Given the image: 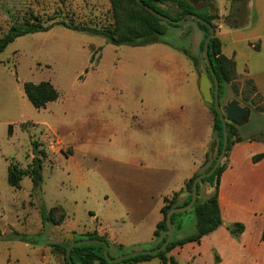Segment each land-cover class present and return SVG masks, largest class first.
<instances>
[{"label":"rangeland","instance_id":"374dc122","mask_svg":"<svg viewBox=\"0 0 264 264\" xmlns=\"http://www.w3.org/2000/svg\"><path fill=\"white\" fill-rule=\"evenodd\" d=\"M224 1L216 3L223 6ZM230 4L228 0L226 9ZM33 18L45 24H114L109 0H0V36L11 25ZM166 25L162 41L116 45L105 36L55 24L17 36L0 52V264H63L50 246L62 239L60 231L42 215L43 208L57 204L68 215L64 228L98 229L116 241L152 235L150 227L162 214L160 200L148 198L147 164H163L174 156L187 159L192 153L198 162L213 131L209 106L198 90L200 68L182 51L201 55V30L192 18L181 26ZM245 78L235 81L240 89ZM44 80L59 96L37 108L23 83ZM231 99L247 104L228 85L221 103ZM250 111L237 124L239 132L262 135L248 140L264 145V113L253 107ZM9 124L14 125L12 134ZM152 134L161 140L160 158L149 148ZM56 140L63 152L48 148ZM34 142L47 153L39 193H33L29 175L23 176L20 188L7 180L9 162L25 167L37 149ZM177 218L181 235L196 231L193 208ZM14 232L24 238H13ZM136 264L164 263L154 257ZM179 264L197 263L180 258Z\"/></svg>","mask_w":264,"mask_h":264},{"label":"trees","instance_id":"16d2710c","mask_svg":"<svg viewBox=\"0 0 264 264\" xmlns=\"http://www.w3.org/2000/svg\"><path fill=\"white\" fill-rule=\"evenodd\" d=\"M113 12L114 24L108 26H88L75 24L72 21L60 20L45 24L38 18L25 20L11 25L8 30L0 36V52H2L7 45L13 41L17 36L26 33H33L37 31H45L53 27L55 24H62L65 27L88 32L91 34H98L105 36L111 43L116 45L129 44V45H143L162 41L160 35L164 34L167 29L166 23L174 26H181L189 18H192L199 29L202 31V38L199 43L201 55H193L187 49H182L186 53L194 65L199 68L201 59L203 58V47L210 28L203 22L197 20L194 15H199L206 21L210 22L215 28V35L209 43V57L214 69V73L219 81V96L220 101L223 103L222 98L231 85V89L246 101L249 109L253 107L256 111L264 113V95L258 91V88L252 77L246 76L242 89L236 84V79L239 76L236 71V61L232 57L226 56L222 52V42L217 34L218 21H222L230 28L245 27L249 23V9L248 0H230V9L227 14L220 16L216 0H109ZM198 3H200L198 5ZM203 3V4H202ZM145 4L151 6L163 15H166L174 20L184 17L186 14L191 13V17L187 18L182 23H176L163 19L162 17L154 14L145 7ZM258 44L254 47L258 48ZM94 57V54L92 55ZM206 70L211 79H213L212 72L207 64ZM24 91L31 101L37 107H45L50 101L56 100L59 96L57 88L50 81H25L23 83ZM207 103V102H206ZM213 114V138L210 146L206 152V158L202 164V168L196 171L190 178H188L184 186L170 196H165L163 205L160 208L162 219L158 221L154 230L155 241L148 247L154 248L162 244L168 234V226L166 222V215L168 211L176 206L188 204L192 198L195 178L204 171L209 170L217 156L219 155L224 141V130L221 117L219 116L214 103H207ZM229 132V143L223 160L217 169L209 176L202 178L197 183L198 197L194 205L196 218V231L181 235L182 225L180 220H177L178 215L182 211L174 212L171 216L174 228V234L165 247V249L158 253H142L134 256L124 258L119 262H110L105 257L104 246L99 243H80L72 247L71 258L74 264H136L140 261L150 260L154 257L160 259L164 264H177L176 258L169 254L170 251L176 246H181L190 241H199L204 235L216 230L223 222L220 204H219V186L223 171L228 165V156L232 146L237 142L244 139H262V135L242 136L239 132L237 124L228 120L227 121ZM13 125L9 124V134L12 133ZM39 143L34 142V147L38 149L40 155L33 156L31 162L25 167L21 166L18 162L10 161L7 169V180L11 186L16 188L21 187V180L24 175H29L32 179L33 193H39L42 190L44 180L43 176V161L47 153L43 149H39ZM264 158V151L253 156L254 161ZM206 185L205 194H201L202 185ZM43 221L50 222L53 225H60L66 218V211L60 204L52 206L49 209H42ZM230 232L237 236L244 231V224L235 222L228 226ZM176 231L179 236H176ZM4 235L0 230V238ZM13 238L23 239V235L14 232ZM82 238H100L107 240L105 235L98 234L97 231H88L83 234H77L76 239ZM261 239L264 241V230L261 234ZM157 240V241H156ZM68 238L62 237L60 241L50 243L53 252L60 254L63 264H70L66 255L67 247L70 244ZM120 253L127 252L122 245L115 244Z\"/></svg>","mask_w":264,"mask_h":264},{"label":"crops","instance_id":"0c3cea01","mask_svg":"<svg viewBox=\"0 0 264 264\" xmlns=\"http://www.w3.org/2000/svg\"><path fill=\"white\" fill-rule=\"evenodd\" d=\"M226 2L228 4V0L224 1L223 6L217 3L220 16H224L228 12L229 8L226 9ZM247 5L251 13L247 26L230 28L222 21H218L217 34L222 42V52L236 61L238 75L252 77L258 91L264 95V0H248ZM200 33L199 39L202 38V31ZM254 44H258V48L254 47ZM209 113L213 127V114L210 108ZM193 127L190 132L192 134L194 132L196 138L197 131H194ZM151 136L152 145H149V148L153 151L154 156L160 158L157 150H160L161 140L156 138L154 134ZM194 142L191 141L190 143ZM257 143L256 140L244 139L237 141L232 146L228 156V165L222 173L219 186V204L223 222L216 230L204 235L199 241H190L173 248L169 254L176 258L177 264H179L180 258L197 264H264V241L261 239L264 230V158L258 161L253 160L254 155L263 152L264 145ZM48 144L50 149H59L57 152H63L65 149L61 148L59 140L50 141ZM196 145L197 143L194 144L193 148H196ZM191 147L190 145L189 149ZM207 150L199 157L198 162L195 160L196 155L192 153L191 157L187 159L181 160L174 156L163 164H158L154 160L147 164L149 177H147L145 187L150 192L148 198L160 200L161 208L165 196H170L179 191L186 180L202 168ZM73 153L72 148L71 154ZM31 159H28V162ZM144 214L145 212H139L138 216L143 217ZM161 219L162 217L156 219L150 227L152 235L144 233L143 237L129 241L124 239L116 241L115 237L108 236L106 232L98 229L90 230H97L100 235H105L113 246V252L120 254L117 253L118 249L115 244L122 245L126 250L147 247L143 245L144 242H147L145 244H152L155 241L154 230ZM235 222L244 224V231L237 236L232 235L228 228L230 224ZM63 224L64 221L60 225H56L60 232L62 230L73 231L77 235L89 231L78 232L73 226L64 228ZM187 234L191 233L182 235Z\"/></svg>","mask_w":264,"mask_h":264},{"label":"water","instance_id":"95a60500","mask_svg":"<svg viewBox=\"0 0 264 264\" xmlns=\"http://www.w3.org/2000/svg\"><path fill=\"white\" fill-rule=\"evenodd\" d=\"M138 1H140V0H138ZM145 7L148 10H150L151 12H153L154 14L162 17L163 19L168 20V21H172V22H176V23H182L187 18L192 16L191 13H189L180 19L174 20V19H172L166 15L161 14L160 12H158L157 10H155L154 8H152L151 6H149L147 4H145ZM194 17H196L197 20L205 23L210 28V32L207 35L205 42H204L203 58L201 59L200 66H199V68H200L199 90L203 96V99L207 103H209V104L214 103L215 104V108H216L219 116L221 117V120L223 123L224 141H223L222 149H221L219 155L217 156L215 163L213 164V166L209 170L201 172L195 178L194 188H193V192H192V198H191L190 202L188 204H185V205L173 207L168 211V213L166 215L168 234H167L166 239L162 242L161 245L156 246L154 248H140V249H134L131 251H127V252H124L121 254H115L113 252V249H112L113 246L111 245L110 241L100 239V238L76 239V235L73 231H62V232H60L61 236L68 238L71 241L67 247V252H66V255L68 257L70 264H74V262L71 258L72 247L77 245V244H80V243H92V242H94V243L102 244L104 246L105 257L110 262H119L126 257L134 256V255L142 254V253H150V254L158 253L159 251L165 249V247L169 244V242L171 241L173 234H174V228H173L172 219H171L172 214L174 212L187 210L194 205V203L198 197V188H197L198 181H200L202 178H204L206 176L211 175L217 169V167L220 165L221 161L223 160V158L225 156L227 146L229 143V132H228L227 121L230 120V121L240 125L249 116V114L251 112L250 109L247 106L242 105L237 99H231V100H229V102L227 104L221 103L220 96H219V81H218V78L216 77V75L214 73V69H213V66H212V63H211V60L209 57V51H208L210 40L215 35V28L210 22L206 21L201 16L194 15ZM205 64H207L209 66V68L212 72L213 79L210 78V76L206 70ZM38 155H39L38 149H35L34 156H38ZM205 191H206V185L203 184L201 194L204 195Z\"/></svg>","mask_w":264,"mask_h":264}]
</instances>
